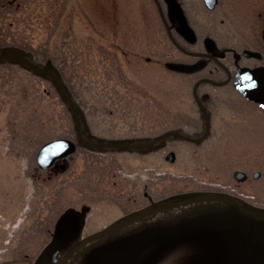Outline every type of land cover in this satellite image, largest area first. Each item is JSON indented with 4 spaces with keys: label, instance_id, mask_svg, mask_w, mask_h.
Here are the masks:
<instances>
[{
    "label": "rangeland",
    "instance_id": "1",
    "mask_svg": "<svg viewBox=\"0 0 264 264\" xmlns=\"http://www.w3.org/2000/svg\"><path fill=\"white\" fill-rule=\"evenodd\" d=\"M247 1L225 0V6L229 5L224 18H249ZM151 2L7 0L10 7H3L0 22L12 23V31L24 42L44 44L51 52H65L69 42V46L79 44L77 61L69 70L80 73V78L84 73L85 81L75 77V84L81 87V100L93 105L77 106L82 137L93 138L90 141L95 144L104 140L105 145L128 148L102 150L80 145L73 156L41 171L36 158L43 143L37 149L38 142L48 135L56 137L46 143L66 138L59 137L61 134L73 135L66 111L48 84L34 83L16 64L0 68V264H32L30 258H19L16 253L41 254L53 239L56 220L69 209L80 214L78 239L140 211L208 193L255 195L257 198L236 199L264 215V107L242 98L229 86L209 88L224 99L214 117H237L238 122L226 129V137L210 139L200 152L176 141V163L165 161L163 152L156 157L153 170L140 166L131 170L125 164L136 153L129 147L140 143L135 139L139 133L180 124L178 120L189 117L196 106L191 93L194 75L173 67L176 63L189 65L193 59L176 51ZM194 9L200 19L221 17L208 15L199 3ZM216 29L228 32L216 24L211 27L213 32ZM217 43V50L230 45ZM92 60L99 62L94 71L88 67ZM205 93L201 99L209 98ZM257 170L262 173L259 180L237 182L233 177L236 171L252 176ZM143 192L163 198H137L135 202L119 198ZM39 221L41 230L48 228L26 239ZM187 225L242 230L261 227L263 222L226 200L197 201L147 215L94 238L66 264H91L99 247L108 242ZM68 248H60L36 264H60ZM129 260L131 264H264V230L234 234L192 229L162 235L140 245Z\"/></svg>",
    "mask_w": 264,
    "mask_h": 264
},
{
    "label": "flooded vegetation",
    "instance_id": "2",
    "mask_svg": "<svg viewBox=\"0 0 264 264\" xmlns=\"http://www.w3.org/2000/svg\"><path fill=\"white\" fill-rule=\"evenodd\" d=\"M152 1V0H151ZM157 9L158 4L153 0ZM166 18V22L171 31V35L166 29L167 37L176 51L185 57L193 59L189 65L202 63V65L194 71H183L193 74V87L199 84L198 89L205 85L203 89L209 98L197 101L194 99L195 114H190L185 120H178L180 124H175L168 127L164 131H148L147 133H139L135 139H140V143L129 147L135 149L136 153L132 156L130 162L127 160L125 164L130 166L131 170H139L144 167L146 171L153 170L156 157L164 154V160H167L168 153L175 152L177 161L176 146L177 142H183L192 147L195 146V152L203 150V145L212 138L226 137V129L238 122L235 116H226L215 118L214 114L218 111L217 106L223 103L222 100L214 99L211 95L212 90L209 88L231 87L237 92H243L249 100L254 99V95L243 89L241 83L238 82V73L243 69L264 68V0H249L250 17L247 19L228 20L224 18L226 7L225 0H217L213 9H209L204 0H157ZM200 4L204 12L208 15L219 14L221 17L208 18L204 20L196 17L194 7ZM252 7V8H251ZM222 13V14H221ZM228 30V32H217L218 29L211 30L213 25ZM238 27L242 32V36L236 31ZM247 33V34H246ZM171 36L178 45H175L171 40ZM217 42L230 43L228 46H221L222 48L215 49ZM246 51L257 53L255 56L246 55ZM2 52L0 48V53ZM26 58H28L26 56ZM22 64L15 60L0 59V68H3L7 63ZM25 65V63H23ZM20 68V67H19ZM22 68V67H21ZM26 70L27 67L22 68ZM208 88H207V87ZM207 90V91H206ZM241 92V93H242ZM242 93V94H243ZM204 96V95H203ZM254 97V98H253ZM203 107V108H202ZM204 109V111H203ZM218 120V121H217ZM184 123V124H181ZM145 135V136H143ZM85 143L87 149H106V148H128L125 145H114V143H107L104 140L100 143H91V138L85 136ZM77 143L76 141H74ZM57 166V164H56ZM152 167V168H151ZM135 175H138L137 173ZM248 178L257 180L262 173L257 170L252 176L246 173ZM137 177V176H136ZM149 177V175H148ZM251 177V178H250ZM260 179V178H259ZM258 179V180H259ZM245 181V182H246ZM133 184V183H132ZM134 185V184H133ZM227 196V195H225ZM231 198H257L255 195L245 196H227ZM119 198H132V201H137V198H163L150 195L148 192H143L142 195L128 194L120 195ZM189 198V197H187ZM77 212V211H76ZM90 214V212H88ZM78 216L80 215L77 212ZM89 218V217H88ZM80 219V218H79ZM80 226V225H79ZM80 229V228H79ZM81 239H76L70 244H63V247H69L70 250ZM67 250V251H68Z\"/></svg>",
    "mask_w": 264,
    "mask_h": 264
},
{
    "label": "water",
    "instance_id": "3",
    "mask_svg": "<svg viewBox=\"0 0 264 264\" xmlns=\"http://www.w3.org/2000/svg\"><path fill=\"white\" fill-rule=\"evenodd\" d=\"M206 6L209 9H213L217 3V0H204ZM158 4V8L160 11V14L162 16V19L164 21V24L168 30V33L171 35L170 28L168 26V23L166 22V18L164 16V13L161 9V6L159 5L158 1L156 0ZM173 42L175 40L171 36ZM257 53L246 51V55L248 56H255ZM0 59L5 60H15L19 61L21 63H25L28 66L32 67L36 72L43 73V74H51L52 78L55 80L57 85L63 92H65L69 102L71 103L72 108L75 110L74 104L72 103V100L70 99V96L65 89L64 85L60 81V79L51 71L45 70V69H39L36 66H34L27 58H26V52L22 48L9 46L2 50L0 53ZM202 63L194 64V65H185V64H179L176 66V69L182 70V71H194L198 69ZM238 82L241 83V87L243 89H246L250 93L254 95V99L260 103L264 104V68H255V69H243L240 70L238 73ZM199 84H197L194 88V96L195 98L199 100L197 95V88ZM204 110V109H203ZM75 115L77 117L78 113L75 110ZM78 120V119H77ZM78 122V132L80 130V122ZM76 151V144L68 139H57L50 141L46 144H44L41 149L39 150L37 154V163L40 168L42 169H48L51 168L56 161L63 159L71 154H73ZM175 153L171 152L167 156V160L170 162L175 161ZM234 178L237 181L243 182L247 179V175L242 171H236L234 173ZM207 199H221L226 200L233 204L238 210L249 214L251 216L257 217L262 220L264 223V215L261 213L243 205L239 201H237L235 198L227 197L225 195L221 194H203V195H196L192 196L186 199L178 200L175 202H171L165 205L155 206L151 209L139 212L134 214L131 217H128L124 219L123 221L118 222L115 225H112L100 232H97L95 234H92L90 236L85 237L84 239L80 240L78 243H76L63 257L60 264H65L70 255L76 251L78 248H80L85 243L91 241L94 238H97L99 236L105 235L109 233L110 231L123 228L126 225L133 223L147 215L157 213L159 211H163L166 209L178 207L185 204L194 203L197 201L207 200ZM192 229H208V230H214V231H226L231 232L234 234H245L252 230H264V224L261 227H255L250 226L242 230H236L228 227H221V226H214V225H187L182 226L174 229H165V230H159L154 232H148V233H141L137 235H131L129 237H125L119 240H115L109 243L104 244L101 246L92 261L91 264H131V261L129 260V256L136 250L140 245L143 243L154 239L156 237L192 230ZM79 235V217L78 214L74 210H70L67 213L64 214V216L61 218V220L58 222L56 229H55V239L49 242L45 248L43 249V257L51 255L53 252H55L58 248H60L63 244H70L74 242Z\"/></svg>",
    "mask_w": 264,
    "mask_h": 264
},
{
    "label": "trees",
    "instance_id": "4",
    "mask_svg": "<svg viewBox=\"0 0 264 264\" xmlns=\"http://www.w3.org/2000/svg\"><path fill=\"white\" fill-rule=\"evenodd\" d=\"M151 3L153 5L154 10H156L155 14H156L162 28L165 30V33H166V27L163 23V20L161 18L159 10L157 9L153 0ZM3 7H6L7 9H9L10 6H9V4H7V0H0V15H1V12L4 11ZM6 22L5 21L0 22V48L2 49L5 47H8V46L21 47V48L26 50V52L28 53V57L30 59V62L34 66H37V67L45 69V70H49V71L53 72L54 74H56V76L60 79V81L64 85L65 89L67 90V92L70 96V99L72 100V103L74 104L75 110H77L81 116L79 108L85 109L86 106H89L88 105L89 103L85 100L84 101L81 100V98L83 97V94L80 90L81 87H77V85L75 84V81H76L75 77H77L79 80H84V73H83V78L82 77L80 78V75H81L80 73H77V72L75 73V72L69 70V67L74 66V64L77 61L76 51H77V46L79 44L73 43L71 46H69V43H70L69 42L66 46V49L64 50L65 52H63V51L58 52L57 50H59V49H55L53 52H51L50 48H47V46H45L44 44L32 45L28 42H24L22 36L20 37L19 35L15 34V31H12V27H14L13 24L9 23V22L6 23ZM165 36H167V33L165 34ZM131 50L134 51L133 47L131 48ZM98 64H99L98 60H92V61H89L88 67L92 68V71H94L96 69V67L98 66ZM9 65L13 66L12 64H7V66H9ZM94 66H96V67H94ZM16 67H18V68L20 67V69L27 67V69L24 71H26L30 80H32L34 83H37L39 85L42 82H44V83L48 84L47 86H51V88H53V92L55 93L58 100L63 105V107L66 111L65 114H66V117L69 121V127H70L69 131L73 134L72 136H67L66 134H61V135H59V137H66V138H69L71 140L77 141L78 140V138H77L78 132H77V120H76L75 110L72 108L71 103L69 102L65 92H63V90H61L59 88V86L57 85L55 80L52 78V75L36 72V71L32 70L27 64H25V65L24 64H16ZM89 72H91V71H89ZM89 72H86L85 74H87ZM192 86H193V83H192ZM202 89L203 88L201 86L199 88V91H198L199 96L203 95L204 90H202ZM215 91L211 92L212 97L214 99H217V100H224V99H221V97L218 96L215 93ZM78 96H80V98ZM192 97L194 99L193 93H192ZM75 101L76 102L78 101L77 104L74 103ZM106 105L107 104H104V106H106ZM77 106H79V108ZM92 106L93 105H90L89 107L92 108ZM192 114H195V112ZM93 115H95V114H93ZM86 119L88 120L87 115H86L85 120ZM161 125H162V123H161ZM169 128H170V126H169ZM164 130H167V128H163V129L158 130V131H164ZM55 137L56 136L53 137V136L48 135L46 138H42L41 139L42 141L40 140L38 142L36 148L38 149L39 146L41 145V143L45 144L47 141L52 140ZM30 156H31V159L34 158V156H35L34 149H33V153L30 154ZM40 170L42 171V169H40ZM57 221H58V219L56 220V222ZM39 224H41V225L37 228V226ZM53 226L55 228V224ZM42 227H43V224L41 221L36 222V225L34 223V225L32 226V229H30V231L27 232L28 234L26 233V239L30 238L34 235L39 234V232H44L48 228V227H46L45 230H41ZM25 230L27 231V229H25ZM53 232H52V234H53ZM31 233H34V235H32V236L29 235ZM46 235L50 236L51 231L49 232V234H46ZM40 252L38 253V255H28V253L23 254L21 251L22 255H20V252H17L16 256H19V258L23 257L25 259L30 258L29 260L32 262V264H36L41 259Z\"/></svg>",
    "mask_w": 264,
    "mask_h": 264
}]
</instances>
